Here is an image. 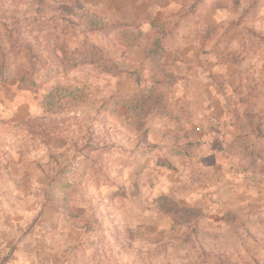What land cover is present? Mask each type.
Returning a JSON list of instances; mask_svg holds the SVG:
<instances>
[{
	"label": "rangeland",
	"instance_id": "1",
	"mask_svg": "<svg viewBox=\"0 0 264 264\" xmlns=\"http://www.w3.org/2000/svg\"><path fill=\"white\" fill-rule=\"evenodd\" d=\"M78 1L107 29L58 36L123 73L0 84V264H264V0ZM156 78L165 109L138 128L123 99ZM57 87L85 101L48 112ZM162 197L204 216L176 226Z\"/></svg>",
	"mask_w": 264,
	"mask_h": 264
},
{
	"label": "trees",
	"instance_id": "2",
	"mask_svg": "<svg viewBox=\"0 0 264 264\" xmlns=\"http://www.w3.org/2000/svg\"><path fill=\"white\" fill-rule=\"evenodd\" d=\"M52 2L53 5L45 0L11 1V5L16 8L24 5L26 12L23 16L12 17L10 21H0V84L16 81L22 86L36 88L56 74L86 65L97 66L103 73L122 74L123 71L113 65L97 47L83 46L71 50L70 46L58 36L60 19L76 20L85 32L103 31L107 29V25L78 0H52ZM49 13H53V16ZM54 36L57 40L52 42ZM122 36L127 39L128 34L122 33ZM131 41L135 44L137 39ZM163 51L162 40H157L154 47L147 52V57L161 67L164 64ZM163 79L170 84L176 83L172 76H165ZM158 83L160 81L156 78L152 87L142 89L132 97L123 99L122 104L126 109L125 118L129 121L133 120L138 128H142L150 118L155 114H161L165 109L164 97L156 87ZM85 97L82 88L57 87L47 95L43 107L48 112L57 113L56 111L61 107L65 109L84 102ZM158 205L162 211L172 217L176 226L198 221L204 216L202 208L179 206L173 204L167 197L160 198Z\"/></svg>",
	"mask_w": 264,
	"mask_h": 264
}]
</instances>
